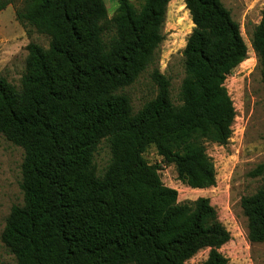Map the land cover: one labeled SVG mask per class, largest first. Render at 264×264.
Returning <instances> with one entry per match:
<instances>
[{
	"label": "trees",
	"instance_id": "trees-1",
	"mask_svg": "<svg viewBox=\"0 0 264 264\" xmlns=\"http://www.w3.org/2000/svg\"><path fill=\"white\" fill-rule=\"evenodd\" d=\"M16 19L48 37L29 42L20 86L0 76V133L24 151L23 202L1 239L17 264H229L231 238L209 198L179 203L143 153L154 145L191 188L215 184L205 143L225 145L235 109L224 84L247 57L238 22L221 0H184L193 28L182 51L178 103L154 68V98L133 111L122 89L155 63L170 0H20ZM14 0H0V11ZM264 82V8L251 36ZM105 140L110 161L93 156ZM249 176H264V160ZM249 242L264 241V186L240 199Z\"/></svg>",
	"mask_w": 264,
	"mask_h": 264
},
{
	"label": "rangeland",
	"instance_id": "rangeland-1",
	"mask_svg": "<svg viewBox=\"0 0 264 264\" xmlns=\"http://www.w3.org/2000/svg\"><path fill=\"white\" fill-rule=\"evenodd\" d=\"M108 17L117 8V0H103ZM136 3V0H129ZM20 0L8 4L0 11V76L16 87L20 86L25 70L29 42L48 46V37L32 27H24L15 16V7ZM238 22L240 32L247 45V57L236 66L225 79V86L235 109L231 126L232 133L225 145L206 142L207 154L211 157L216 181L207 188H191L177 179L175 166L164 161L154 145H150L143 157L150 164L158 166L162 182L177 190L179 203L207 197L216 209L219 220L229 231L231 238L218 250L229 259V264H264V241L251 243L247 238L246 217L243 215L240 199L264 186V176L251 177L249 171L264 160V82L256 54L251 46L254 27L261 18L264 0H221ZM193 28L184 0H170L167 5L163 41L155 58L131 85L121 91L131 101L133 111L155 97L157 86L151 78L154 68L170 80V95L178 103L180 85L185 75L183 49ZM24 151L7 140L0 133V264H17L15 256L1 239L6 218L12 206L23 202L20 187L21 163ZM96 172L103 174L110 161L108 143L103 140L93 156ZM209 248L200 249L186 264H201Z\"/></svg>",
	"mask_w": 264,
	"mask_h": 264
}]
</instances>
